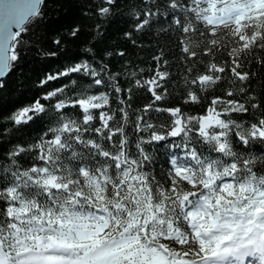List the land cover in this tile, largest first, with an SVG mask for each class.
Masks as SVG:
<instances>
[{
    "label": "snow or ice",
    "instance_id": "1",
    "mask_svg": "<svg viewBox=\"0 0 264 264\" xmlns=\"http://www.w3.org/2000/svg\"><path fill=\"white\" fill-rule=\"evenodd\" d=\"M118 3L96 0L88 14L114 19ZM44 5L0 0V92L34 46ZM131 8L124 39L132 48L157 26L175 44H157L151 68L128 72L127 88L93 56L48 72L30 103L0 112L8 145L0 264H264V151H253L264 146V89L250 87L259 75L250 66L264 71V0H137ZM51 43L59 49L61 39ZM60 51L41 45L36 54ZM59 81L67 82L49 87ZM134 92L148 102L133 109ZM172 98L179 103L165 106ZM25 130L38 135L16 137ZM153 145L167 149L158 171Z\"/></svg>",
    "mask_w": 264,
    "mask_h": 264
},
{
    "label": "trees",
    "instance_id": "2",
    "mask_svg": "<svg viewBox=\"0 0 264 264\" xmlns=\"http://www.w3.org/2000/svg\"><path fill=\"white\" fill-rule=\"evenodd\" d=\"M137 0H119V3L114 9L119 15L111 20H98L95 15H89L88 10L95 7L96 0H45L44 12L45 23L35 31L29 40L30 45H34L28 49V55L22 58V66L15 69L7 77V87L0 92V112L4 116L15 111L16 108L22 107L31 102V99L39 95L41 89L37 87L40 79L45 74L57 69L63 68L66 64L75 63L82 60H91L95 56L97 62L108 64L113 73H120V82L123 87L129 85L125 83L128 80L127 73L133 70L150 69L151 57L159 51L156 47L165 48L173 47L175 38L171 39L168 36H161L157 31V27L152 29L150 34L137 35V47L132 48L130 43L124 39V33L128 32L132 27V21L129 19L133 9L131 5ZM96 24H101L99 35L96 31ZM79 26L81 31L76 38L67 36L65 33L70 27ZM60 38L61 45L59 49L52 40ZM25 39H29L25 37ZM43 45L46 50L60 51V55L56 58H45L37 55L36 51ZM92 47L93 52H85L84 49ZM127 49L128 55L121 60L118 56H108L109 52ZM167 59L172 60L169 56ZM125 61H129L128 64ZM252 71L258 72L259 75L252 79L250 87L255 90V94L260 95L264 89V71L260 70L255 64L250 66ZM173 73L176 72V66L171 68ZM67 81H59L49 85L50 88L59 86L60 83ZM230 82L219 85L216 92L209 90V97L218 94L221 89H227ZM148 102V97L140 92H134L131 97L132 108L142 107ZM179 101L175 98L171 99L170 105L175 106ZM185 111L192 114L200 112V107L197 105H188ZM247 119V117H245ZM7 126V125H5ZM129 140L132 142L131 151L135 152L134 143L136 135L133 128L130 126L127 129ZM17 138L23 137L24 140H30L32 136L38 135L36 130H25L24 133H16ZM13 142H17L14 140ZM8 145L0 144V152L6 150ZM149 151L156 152L158 162L154 165L153 170H160L165 167L163 161L167 159L165 153L167 149L161 146L158 150L153 145ZM253 151L257 154L264 151V146L254 145Z\"/></svg>",
    "mask_w": 264,
    "mask_h": 264
}]
</instances>
